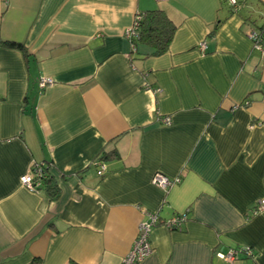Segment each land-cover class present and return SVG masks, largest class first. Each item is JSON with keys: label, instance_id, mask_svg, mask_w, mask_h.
<instances>
[{"label": "crops", "instance_id": "0c3cea01", "mask_svg": "<svg viewBox=\"0 0 264 264\" xmlns=\"http://www.w3.org/2000/svg\"><path fill=\"white\" fill-rule=\"evenodd\" d=\"M247 3L0 0V264H121L148 213L186 220L155 226L141 264H264V0ZM152 10L176 31L145 57L124 33ZM45 162L56 198L20 184Z\"/></svg>", "mask_w": 264, "mask_h": 264}, {"label": "built area", "instance_id": "2783aa9c", "mask_svg": "<svg viewBox=\"0 0 264 264\" xmlns=\"http://www.w3.org/2000/svg\"><path fill=\"white\" fill-rule=\"evenodd\" d=\"M155 1L158 2L160 0H155ZM227 4L234 11L238 9L236 0H227ZM142 15L143 14L141 13H137L132 26L127 28L124 33L125 37L131 44L132 50H134L132 40H135L138 37V27ZM248 38L252 41L255 49H257L261 53H264V51H262V46H261L262 41L254 30H251L248 33ZM204 47H205L204 44L200 45L201 50H203ZM53 83L54 82L52 79L41 78L38 82V86L41 90H43L46 87L52 86ZM157 92L158 90L155 91V93ZM163 122L167 125L170 124L168 118L163 119ZM41 164L42 163H33L31 165L29 173L20 178V184L23 187L27 188L30 191H39V186H40L39 180L43 176V167ZM95 165L99 167V175L102 176L103 173L105 172L104 165L100 163H96ZM180 182L181 180L179 178L170 179L160 173L155 174L154 177L152 178L153 185L157 186L162 190H167L168 188L174 185L180 184ZM261 211H264V199L259 200L254 207V213ZM185 220H186V216L181 215L167 221H161L155 213H148L146 220L139 224L133 245L130 251L126 254V256L122 258L121 264H141L152 253L150 234L155 226L163 225L168 230H179L180 225L184 223ZM240 251L230 249L226 252L223 251L217 252L216 255L221 260H224L225 262L228 263H232L238 260L239 255L241 254H244L247 257L252 256V253L249 250H243L241 252Z\"/></svg>", "mask_w": 264, "mask_h": 264}, {"label": "trees", "instance_id": "16d2710c", "mask_svg": "<svg viewBox=\"0 0 264 264\" xmlns=\"http://www.w3.org/2000/svg\"><path fill=\"white\" fill-rule=\"evenodd\" d=\"M247 1L248 0H236L238 9H236L235 11L231 7L229 8L233 10L234 13H238L240 10L245 9L247 7ZM141 14L143 15L139 22L138 37L135 40H132L134 48L133 51H136L138 45H144L151 48V52L149 54L144 55L145 57H158L165 54L168 51L169 45L171 44V41L173 39V35L176 31V26L167 18L165 13L161 10L146 11ZM252 30H254L258 34L261 41L264 42V25L259 28H254ZM1 45L9 49H17L27 54L24 46L20 43L6 41L2 42ZM114 156H117L114 151L104 153L101 159L97 160L95 164H102L103 161L111 159ZM41 165L43 167V176L39 180V190L45 189L51 198H56L58 195V191L56 190V186L53 183V176L50 170L51 164L45 162ZM69 264L75 263L70 262Z\"/></svg>", "mask_w": 264, "mask_h": 264}]
</instances>
